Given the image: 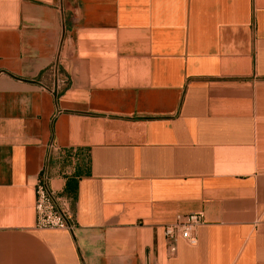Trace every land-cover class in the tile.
I'll use <instances>...</instances> for the list:
<instances>
[{
	"label": "crops",
	"instance_id": "0c3cea01",
	"mask_svg": "<svg viewBox=\"0 0 264 264\" xmlns=\"http://www.w3.org/2000/svg\"><path fill=\"white\" fill-rule=\"evenodd\" d=\"M46 165L75 233L35 228ZM0 264H264V0H0Z\"/></svg>",
	"mask_w": 264,
	"mask_h": 264
},
{
	"label": "built area",
	"instance_id": "2783aa9c",
	"mask_svg": "<svg viewBox=\"0 0 264 264\" xmlns=\"http://www.w3.org/2000/svg\"><path fill=\"white\" fill-rule=\"evenodd\" d=\"M62 54L60 52L56 61L46 71L49 77L48 83L40 85L42 89L54 96L63 93L70 85V78L64 70ZM52 159L66 163L62 173L64 181L75 174L78 162L76 151L67 154L56 144H51L48 160L51 161ZM52 181L53 177L49 174V167L46 165L35 184V228L37 230H61L75 233L78 228L74 209L75 199L65 192L64 185L62 188H55ZM203 223L204 215L199 213L177 215L174 223L166 225L164 227V238L170 254H176L179 240H183L192 246L196 245L198 242L197 230Z\"/></svg>",
	"mask_w": 264,
	"mask_h": 264
},
{
	"label": "trees",
	"instance_id": "16d2710c",
	"mask_svg": "<svg viewBox=\"0 0 264 264\" xmlns=\"http://www.w3.org/2000/svg\"><path fill=\"white\" fill-rule=\"evenodd\" d=\"M72 190V189H71ZM74 190H72V192H73ZM69 195H71V196H74L72 193H68Z\"/></svg>",
	"mask_w": 264,
	"mask_h": 264
}]
</instances>
